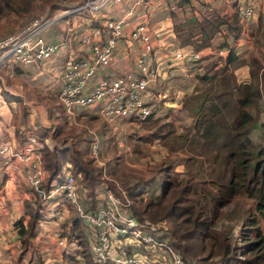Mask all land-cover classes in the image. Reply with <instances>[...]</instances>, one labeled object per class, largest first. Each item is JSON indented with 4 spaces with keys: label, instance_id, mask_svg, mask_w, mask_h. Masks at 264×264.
<instances>
[{
    "label": "built area",
    "instance_id": "obj_1",
    "mask_svg": "<svg viewBox=\"0 0 264 264\" xmlns=\"http://www.w3.org/2000/svg\"><path fill=\"white\" fill-rule=\"evenodd\" d=\"M148 1L81 0L57 15L45 13L30 16L18 29L0 35V64L4 63L5 69L8 62L32 65L62 54L57 63V102L68 117L85 109L106 122L118 118H144L154 113L148 91L150 85L159 81L153 51L155 36L146 18L137 14L138 7L145 6ZM112 4L121 5V8L114 9L115 14L104 10ZM70 11H76L80 16V22L76 25L77 45H69L71 37H75L70 26L57 38L47 39L44 29ZM237 12L241 19L260 18V41L264 51V0H239ZM99 13L103 16L99 24L92 25V19ZM118 41L125 48L127 62L124 66L115 64ZM181 55V51L174 52V56ZM188 56L197 59L198 52L192 51ZM256 117L257 130L264 138V96ZM18 132L21 134L18 141L0 139V170L8 167L12 160L25 163L24 181L32 193L28 197L29 204L36 199L58 201L56 205L65 201L74 214L91 227L90 253L95 262L160 264L164 262L159 256L162 253L167 259L166 264H186L181 253L161 236L163 231L157 225L139 220L130 212V201L124 190L107 189L94 209L85 208L69 171L65 172L60 182H51V186L45 190L42 186L45 170L42 167L40 142L32 130L24 132L18 129ZM88 148L92 155L97 153V136L91 137ZM62 215L60 207L52 209L54 220H60ZM53 235L58 243H63V239L66 242L59 227L53 230ZM139 245H143L149 254L142 253L144 251ZM157 258L159 260L155 262Z\"/></svg>",
    "mask_w": 264,
    "mask_h": 264
},
{
    "label": "rangeland",
    "instance_id": "obj_2",
    "mask_svg": "<svg viewBox=\"0 0 264 264\" xmlns=\"http://www.w3.org/2000/svg\"><path fill=\"white\" fill-rule=\"evenodd\" d=\"M30 1L28 11L24 12H17L9 8V6L6 7L3 5L2 1H0V4L3 6V12L0 14V35L18 29L30 16L36 17L45 13L57 15L63 9H69L71 8V4H77L81 0ZM149 1L151 3L144 6L146 9L150 8L154 0ZM170 1V4H173L174 7L172 10L168 8L170 4L167 3L166 0L165 4H160L155 13L173 15L176 11L184 12L193 9L188 4L183 3L177 5L175 0ZM192 1H194V3H192L193 5H201V3H203L202 0ZM112 6L107 5L104 10L108 12L121 8V5L112 4ZM144 7H142V13H144L142 16L143 18L146 17L150 26L151 17ZM83 13L85 14L86 12L83 11ZM74 14H76V11H70L66 12L60 18L58 17L56 21H53L44 29V35L47 32L52 33V30L58 29L60 23L62 24L64 22V25H66L67 22H69L70 24L72 21L71 16ZM249 35L253 37V31H251ZM253 42L256 45L254 46V52L250 53V55H245L248 64L251 56L256 55L258 57L260 55L258 60L262 57L259 53L261 49L260 44L257 46V41H255L254 38ZM171 44L175 45L174 42ZM61 58L62 54H57L56 58H51V60L55 62L61 60ZM259 63L260 69H264L260 61ZM50 66L48 62H41L35 66L22 62H16L15 64L8 62L6 63L5 69V64H0V101H6L9 106L14 108L11 109L9 106L7 107L9 113L7 116L9 120L7 125L13 128L15 136L17 135L18 129L22 131L26 129L34 131L37 139L43 135L50 136L49 138L52 143L67 149L65 155L67 161L70 160L71 154L78 157L82 164L89 158L92 168L96 170L93 172L95 175V183L92 184V195L95 196L96 201H102L103 193L107 189L115 188L125 191L126 197L130 201L131 208L138 209L140 203L145 202L147 199H152L153 201L163 199L162 201L167 202L171 197L170 192L168 194L166 193L165 197H162L160 193V180L163 177L170 179L171 182L169 183L174 191H177L185 182H188L190 188L184 190L182 195L188 197V199H192L194 196H197V191L201 188L213 191L214 181L222 179L226 174V171L222 173V165L218 164L222 152V146L219 141H215V143L205 142L198 136L197 142L199 143L194 149L189 148L188 144L185 142L170 147L160 139L154 137L146 139H142L143 136L141 135L138 137L137 135L148 131V128L144 129L141 127V124L129 118H118L114 121L106 122L95 114L86 115L87 112H78L73 117H68L57 102V79L52 72L53 70L49 68ZM246 78H248V76ZM257 86L259 91L258 99L254 106L250 107V111L253 114V121H255L251 129L254 128L255 133L253 134L251 132L249 136L253 142L263 144L264 142L262 143L263 138L261 134L259 131L256 132V125L258 126L256 123V116L261 108L264 86L260 82ZM203 110V107L200 108L196 115ZM31 112L34 113L35 118L30 121L28 113ZM183 114V116L181 113L178 114V117L180 116L182 118L181 120L173 122L172 118H170L171 122L174 127L177 126V128L182 131L185 128L184 126L187 127L185 129L189 127L188 133H192L195 129V126L192 125L195 121L194 115L191 116L187 110H185ZM187 118H189V120L185 121ZM174 120H176V118H174ZM22 123L25 124L23 125ZM40 123H44L46 126H40ZM26 124H28V126H26ZM93 135L98 137V148L95 155H92L88 148L89 139ZM19 136H21L20 133ZM9 139L15 142L14 138L12 139L9 137ZM70 165L71 166L66 168V171L73 173L76 182L77 176L74 174L75 167L72 166L71 163ZM1 172L2 170H0V174ZM193 189H195V192H192ZM127 191H133L132 195H128ZM79 192L80 191H78V193ZM80 194L81 193H79V195ZM191 201L193 202V200ZM41 203L40 201V204ZM61 203L66 204V209L69 210V216L72 214L75 215L73 209L65 201ZM178 203H184L189 207L188 202L185 200H180ZM197 206L198 203L192 204L193 208ZM50 209H52V207L49 208V210ZM207 211L208 210L205 209V212ZM217 211L218 214L212 218L207 225L209 227L207 229L209 237L205 238V240L210 241L213 245H218L220 241H223V243L228 246L227 251L223 253L216 246L212 249L218 250V252L211 253L209 256H204L206 255L207 248L200 252L190 253L186 251L185 253H181V251L172 244L181 253L183 258H185L186 264H243V259L246 254L242 252V245L243 242L252 235L253 231L249 230L248 232L244 227L242 228L244 225L242 220L246 216H254V218L258 220V212H256L254 208V199L245 194L235 192L229 199L218 205ZM204 214L200 217L203 218ZM146 221L154 223L162 231H167V235L165 236L167 241L174 242V240H177L176 237H170L168 234V231L170 232L172 227L171 221L168 218L162 217L155 220L147 219ZM79 227L82 228L90 248V242L92 240L90 235L91 227L87 226L82 220H80ZM64 232L67 238L72 237L68 229H65ZM262 232L264 234V227L262 228ZM64 241L63 239V243H58L57 241L56 243L60 245V247L66 249L67 239L65 243ZM180 241L183 242V240ZM197 242V235L193 233L190 234L189 243L196 246ZM76 245L81 247L77 242ZM141 250L144 251L142 253L149 254V252L145 251V248H141ZM159 256H161L164 261L160 262V264H166V257H164L162 253H159ZM66 257L69 264H82L83 258L86 261L88 260L87 252H85L84 257H82L79 249L76 252L66 255ZM200 257L203 259H200ZM158 260L159 258L155 259V262ZM4 264H14V260L10 259Z\"/></svg>",
    "mask_w": 264,
    "mask_h": 264
},
{
    "label": "trees",
    "instance_id": "obj_3",
    "mask_svg": "<svg viewBox=\"0 0 264 264\" xmlns=\"http://www.w3.org/2000/svg\"><path fill=\"white\" fill-rule=\"evenodd\" d=\"M0 1H2L4 6H9V8L17 12L28 11L30 7L29 3L31 2L30 0ZM175 1L177 5H181L189 0ZM170 2V0H167V3L170 4ZM149 3L150 1L146 5ZM238 3V0H232L231 5H233V9L229 18L219 13H213V9L207 15L201 14L199 16V27L202 36L208 37L214 30L218 29L219 22H225L230 31L236 30L237 32L240 27L239 19H241L237 12ZM142 7L144 6H139L137 9L139 16L142 15L140 13ZM144 8L146 9V7ZM168 8L172 10L174 7H171L170 4ZM2 12L3 6L0 4V14ZM109 12L115 14L116 10ZM191 13L192 11L189 15ZM102 17V14L99 13L96 18L92 19L91 24H99V19ZM256 17L257 24L254 33L256 35L257 46L259 44L261 46V21L258 16ZM179 26V24H174L175 28ZM58 30L64 33L65 25L62 28H58ZM259 53L262 55L259 60L258 57L260 55L258 57L256 55L250 57L248 79L245 81L237 80L230 67V63L236 59L231 49L227 51L224 61L218 64L211 72L205 71L198 74L199 83H196L193 89L188 94H185L181 100V104L187 112L191 116L194 115L195 121L192 125L195 126V129L192 133H188L189 127L185 129L187 128L186 126H184L183 131L179 130L175 132V127L171 120H161L154 113H149L144 118L135 120L144 129L148 128L147 132L145 131V133L137 135L138 137L140 135L143 136L142 139L154 137L160 139L170 147L185 142L189 148L194 149L199 143L197 142L199 136L205 142L215 143V141H219L222 146L218 164L222 165L221 171L223 170L222 173L226 171V174L222 179L214 181L213 191L201 188L197 191V196L188 199V197L182 195L184 190L190 188L188 182H185L182 187L174 191L170 186V179L163 177L160 180V193L162 197H165L166 193L170 192L171 197L167 202L162 201L163 199L156 201L147 199L145 202L140 203L138 209L129 206L130 212L139 220L168 218L172 224L168 234L170 237L174 236L177 239L171 242V244L177 247L181 253H185L186 251L190 253L200 252L207 248L206 255L204 256H209L211 253L218 252V250L212 249L216 246L223 253L227 251L228 246L223 241H220L218 245H213L210 241L205 240V238L209 237L207 231L209 227L207 225L218 214V205L229 199L235 192H238L252 197L254 199V208L258 212V220L254 216H246L242 220L244 223L242 228L244 227L248 232L249 230L253 231L252 235L242 245V252L246 254L243 264H264V234L262 232V228L264 227V138L262 137L263 144H258L253 142L249 136V132L255 124L250 107L254 106L257 102L259 95L258 83L260 82L264 86V69H260L259 67V61L262 66L264 64V51L262 48L259 50ZM41 62L43 60L34 62L32 65L35 66ZM202 107L204 110L196 115ZM85 112H87L86 115L94 114L92 111L85 109L80 111V113ZM262 127L264 128V122L262 123ZM51 143L52 141L43 142L40 143L39 147L42 157V167L45 170L42 186L45 190H48L51 182H60L64 177L66 168L71 166V163L75 167L74 174L77 176L75 182L77 192L80 191L79 193L84 196L80 194L79 198L82 200L85 208L94 209L99 201H96L95 196L92 195V184L95 183L93 172L96 170L92 168L90 159H86L84 164H82L78 157L71 154L70 160L67 161L65 159L67 149ZM193 191L195 192V189ZM127 193L131 196L133 191H127ZM180 200L187 201L189 207L184 203H178ZM25 202L26 206H29L27 199ZM193 203H198V206L193 208ZM29 207V216L25 227H23L21 222L22 216L17 217L15 220V223H18L17 231L21 244L24 243L26 235L32 232L33 222L39 216V203L37 201H34ZM205 209L208 211L205 212ZM203 214L204 217H200ZM66 222L68 223V232L72 234V237L70 235L71 238L66 237L64 232L66 228H62ZM79 223L80 218L78 216L73 214L68 215L64 222L60 223L61 228L59 227V229L60 234L66 237L67 242L74 240L80 244L79 251L82 257L87 252L88 260L86 261L83 258L82 264H112L106 260L100 262L93 260L88 241L82 228L79 227ZM192 233L198 237L196 246L189 243L190 234ZM166 235L167 231L163 230L161 236L165 237ZM180 240H183V242ZM139 247L145 248L143 245H139ZM200 259L203 258L200 257Z\"/></svg>",
    "mask_w": 264,
    "mask_h": 264
},
{
    "label": "crops",
    "instance_id": "obj_4",
    "mask_svg": "<svg viewBox=\"0 0 264 264\" xmlns=\"http://www.w3.org/2000/svg\"><path fill=\"white\" fill-rule=\"evenodd\" d=\"M165 1L154 0L150 8L145 9L151 17L150 28L155 35L153 51L159 73L158 83H153L149 86L148 98L153 103L154 115H158L161 120H171L170 118H172V121L176 122L182 119L180 116L178 117V114L181 113L183 116L186 110L181 104L182 97L188 94L196 83H199L198 74L205 71L211 72L218 64L224 61L229 49L236 56V59L230 63L235 78L239 81L248 79L246 78L248 76V63L245 55H250V53L254 52V46H256L253 38L256 41L254 30L257 24V17L239 19L240 27L237 32L236 30L230 31L225 22H219L218 29L214 30L208 37H203L199 27V16L201 14L207 15L213 9V13H219L229 18L233 9L232 0H202L203 3L201 5L195 4L196 6L192 4L194 1L189 0L184 2V4H188L193 8L190 15L191 11L187 10L184 12L176 11L173 15L155 13L160 4H165ZM142 12L141 10L140 13L143 15L144 13ZM96 15L98 16L99 14ZM71 18L72 21L70 24L67 22L65 28L70 26L74 30L75 34L73 36L75 37H71L69 45L76 46L75 38L78 34L76 25L80 22V16L79 14H74ZM174 24H179L180 26L175 28ZM63 26L64 22L60 23L59 28ZM251 31H253V37L249 35ZM61 33L63 31L59 32L56 29L52 30V33H45V35L47 39L53 40ZM173 42L175 45L171 44ZM117 51L116 66L126 65L125 48H122V42L120 41L117 42ZM176 51L183 52V55L174 56ZM192 51L198 52L197 59L189 58L188 55ZM58 61L43 60V62H48L51 65L49 68L53 70L51 71L56 76L57 85ZM8 106L9 104L6 101H0V139L10 137L18 141L20 139L18 130L15 136L13 128L7 125L9 122L7 119L9 114ZM9 107L14 109L12 106ZM16 116L18 117L17 114ZM28 116L30 121L35 118L32 112L28 113ZM188 120L189 118L185 121ZM40 126L46 125L40 123ZM25 131L29 130L26 129ZM174 131H179L177 126ZM251 132L255 133L254 128L249 133L251 134ZM49 137L47 135L40 136L38 141L40 143L50 142ZM24 168L25 163L14 160L0 174V264H4L10 259L14 260V264H69L66 255L76 252L79 249V245H76L74 240H69L66 242L67 245L65 244L66 249H64V247H60L56 243L53 230L57 227L61 228L60 223L64 222L69 212L66 209V205L62 203L56 205L58 201L40 200L42 202L40 204L39 199H36L39 203V216L34 220L32 232L26 235L24 243L21 244L19 240L18 223H15V220L17 217L22 216L21 222L23 227H25L30 208V204L26 206L25 201L32 194L24 181ZM57 206L63 212L61 219L58 221L52 217V209ZM51 207L52 209L49 210ZM67 224V222L64 223L62 228L67 229Z\"/></svg>",
    "mask_w": 264,
    "mask_h": 264
}]
</instances>
